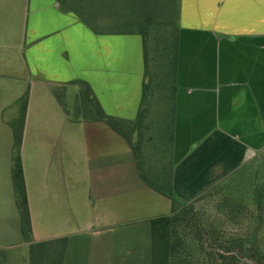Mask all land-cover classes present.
<instances>
[{"label": "crops", "instance_id": "obj_1", "mask_svg": "<svg viewBox=\"0 0 264 264\" xmlns=\"http://www.w3.org/2000/svg\"><path fill=\"white\" fill-rule=\"evenodd\" d=\"M176 1L179 66L171 184L179 200L192 203L250 165L264 162V0ZM145 68L143 38L138 33H96L76 14L63 11L58 0H0V120L13 137L10 123L21 114L17 103L29 92L22 151L31 126L37 129L31 124L34 118L49 108L51 118L83 124L86 167L92 159L107 158L102 166L109 167V183L137 182L131 175L116 174L118 151L128 155V166L134 162L126 139L104 122L72 120L62 102L65 105L70 86L78 87L80 94V82H84L106 115L134 123L142 104ZM6 81L8 95L4 93ZM9 109L11 114L4 116ZM50 129L58 134L55 127ZM66 129L64 140L61 129L51 146L59 158L61 142L65 150L69 148L71 130ZM4 155L0 138V163ZM52 160L54 166V156ZM62 162L58 165L61 174ZM92 173L88 169L85 177L104 179ZM26 186L38 242L33 215L35 208L43 209L46 199L37 200ZM117 189L110 199L117 197ZM132 189L138 199L157 195L169 201L172 212L171 201L146 183ZM3 192L0 187V213ZM125 197L129 195L117 198Z\"/></svg>", "mask_w": 264, "mask_h": 264}, {"label": "rangeland", "instance_id": "obj_2", "mask_svg": "<svg viewBox=\"0 0 264 264\" xmlns=\"http://www.w3.org/2000/svg\"><path fill=\"white\" fill-rule=\"evenodd\" d=\"M159 1L165 3V0ZM136 4L137 0H130L124 4L125 8H118L120 4L115 0H72L69 3L75 9L86 12L85 18L92 21L94 28L104 33H124L126 30L137 32L139 27L134 24L123 25V20L134 22V19L142 14L141 4L138 6ZM170 9L172 12L169 21L177 25L178 7L170 5ZM88 14H91V17ZM172 24L171 27L174 26ZM154 35L155 30L151 31L150 49L156 45ZM151 70L158 71L153 62ZM150 74L153 84L147 117L143 123L133 125L131 128L127 127L125 131L141 155L145 173L151 179H157L173 168L175 83L172 71H167L166 67L163 75L157 73L154 79L152 72ZM7 84L6 81L5 95H8ZM78 92L76 86L67 89L64 108L72 120H88L89 115L80 112L83 102ZM40 105L47 108L43 103ZM48 109L47 112L34 118L31 124H35L37 129L31 126L22 151L26 183L30 193L31 195L34 193L37 200L43 196L46 199L43 209L35 208L33 215L36 235L40 239L38 242L67 238L64 264H152L150 222L153 218L170 215V202L163 201L164 199L157 195H152L154 197L149 200L133 197L132 187L145 184L138 179L140 171L136 158L133 159L135 155L132 157L133 165L128 166V155L118 151L115 158L116 174L118 177L131 175L137 182L109 183L107 180L109 167L102 166L103 163H107V158L92 159L90 167H86L87 150L82 134L83 124L73 121L68 124L64 121L62 123L58 116L51 118L52 114ZM10 114L9 109L4 116ZM2 123L0 120V138H3L5 147L4 161L0 163V187L4 191L3 212L0 213V264H31V244L24 241L13 189L12 132ZM52 127L58 130L57 135L52 134L50 129ZM61 129L63 140L64 130L70 129L71 132L66 143L69 144V148L67 145L65 150L66 146L62 141L59 158L58 153L55 154L51 146L56 142L55 138L60 136ZM125 144L127 143L122 146ZM122 146H118V149ZM132 153L134 154L133 150ZM53 156L54 166H51ZM61 160L66 178L64 173L61 174V169L60 171L58 169ZM88 169L93 171L94 178L104 177V179L88 180L85 177ZM114 187L118 188L117 197L128 194L129 198L110 199ZM224 187L223 194L198 200L194 205V211L211 229L218 228V222L215 220L224 219L222 221L225 222L227 229L237 238L238 235L241 236L244 232L254 229L256 219H243L241 223L236 224L229 220V207H223L222 204L226 200L225 196L228 195L242 207H249L250 211H257L259 206L264 209V162L244 169L239 175L228 180ZM60 201L63 203L62 207L59 206ZM98 231L100 233L96 234ZM259 238L264 251V237ZM243 264H256V259L244 258Z\"/></svg>", "mask_w": 264, "mask_h": 264}, {"label": "trees", "instance_id": "obj_3", "mask_svg": "<svg viewBox=\"0 0 264 264\" xmlns=\"http://www.w3.org/2000/svg\"><path fill=\"white\" fill-rule=\"evenodd\" d=\"M115 1L120 4L118 8H125L124 4L130 0ZM58 2L63 11L76 14L82 21L92 27L96 33H104L94 28L91 24L92 21L85 18L87 15L86 12L79 11L72 7V5H69L72 0H58ZM81 2L83 3L84 1ZM140 4L142 14L138 13L139 16L134 19V22L128 19L123 20V25L130 26L134 24L136 27H139L137 32H127L128 30H126L124 33L140 34L144 44L145 82L142 104L137 120L134 123L126 122L106 115L87 83L80 82L82 90L79 96L83 102L82 108H80L81 114L85 113L89 115L90 118H88V121L106 123L116 133L124 137L134 152L140 176L144 182L152 190L171 201L172 212L170 215L153 219L150 222L152 233V264H243L244 258L256 259V264H264V251L261 246V239L259 238L264 237V209L262 207L259 206L257 211H250L249 207H242L241 204L234 202L235 200L228 195L225 196L226 200L222 206L229 207L228 215L230 221L238 224L243 219H256L254 229L246 231L241 236L238 235L235 238V235L227 229L225 222L222 221L224 219L219 218L215 220V222H218V228L211 229L207 226V222L197 216L194 211L195 203L203 197L206 198L214 196L215 194H223L222 191L225 188L224 185L226 182L212 188L194 202L185 203L179 200L173 193L171 184L172 170H169L168 173H163L157 179H151L145 173L141 155L133 145L131 138L127 135L125 128H131L133 125L143 123L147 117L148 101L151 96V86L153 84L151 83V72L154 79L157 73L163 75L165 67L167 71H172L175 83L174 92L176 91L179 66V30L174 22L169 21L172 12L170 5L177 6L176 0H165V3H161L159 0H137L136 6ZM81 8L84 7L81 6ZM88 15L91 17V14ZM171 24L174 26L171 27ZM153 30H155L154 41H156V45L150 49V37L151 31L153 32ZM152 62L156 66L157 72L151 70ZM28 102L29 92L17 103L20 107V117L10 123L14 137L12 182L15 202L20 214L24 241L31 244V264H64V255L68 242L67 238L47 242H36L34 239L22 160V144ZM62 106L65 107L63 102ZM174 109L175 93L173 114ZM251 166L253 165L249 167Z\"/></svg>", "mask_w": 264, "mask_h": 264}]
</instances>
